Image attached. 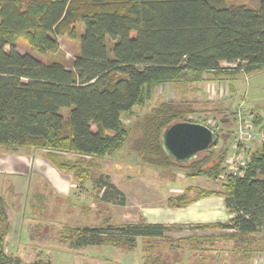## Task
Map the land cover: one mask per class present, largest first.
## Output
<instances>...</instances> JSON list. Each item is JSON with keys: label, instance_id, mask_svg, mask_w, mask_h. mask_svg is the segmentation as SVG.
I'll list each match as a JSON object with an SVG mask.
<instances>
[{"label": "trees", "instance_id": "obj_1", "mask_svg": "<svg viewBox=\"0 0 264 264\" xmlns=\"http://www.w3.org/2000/svg\"><path fill=\"white\" fill-rule=\"evenodd\" d=\"M58 36L78 41L70 68L47 60L59 49ZM19 40L38 57L16 51ZM240 68L247 74L264 68V0L257 8L219 6L214 0H0V146L44 150L50 163L71 173L81 188L92 179L91 160L121 152L135 129L142 162L187 168L188 177L225 174L219 192L196 188L193 197L168 199L184 206L211 194L223 196L232 214L229 221L198 227L264 233V141L246 149L248 163L241 176L225 172L228 145L211 161L179 165L161 151L160 133L194 113L193 103L182 96L162 99L144 115L133 110L151 103L162 83L183 87L200 81L203 73L222 79ZM125 114L134 118L129 127L122 122ZM251 114L254 126L264 130V118ZM218 130L217 142L207 151L221 138ZM93 181L105 188L104 200L123 204V194L112 183ZM1 198L0 264H50L22 261L6 252L12 227ZM167 228L140 220L66 230L75 234V247L131 250L137 238H161Z\"/></svg>", "mask_w": 264, "mask_h": 264}, {"label": "rangeland", "instance_id": "obj_2", "mask_svg": "<svg viewBox=\"0 0 264 264\" xmlns=\"http://www.w3.org/2000/svg\"><path fill=\"white\" fill-rule=\"evenodd\" d=\"M214 3L226 7L256 8L259 0H214ZM56 39L59 49L56 53L48 54L47 60H58L70 68L78 52V41L66 36H58ZM6 50L9 48L7 47ZM15 50L21 54L30 53L38 57V54L32 51L23 40H19L15 44ZM228 80L225 88H228L227 84H230L228 82L231 80ZM205 85L201 86L199 92L194 91L193 93L190 88L195 86L184 84L177 90V93L175 92L176 99L180 100L183 91L188 90L189 87L187 95L188 99L192 100L194 113L218 122L221 138L214 148L198 154L196 159L204 161L203 163L207 159L211 161L226 145L229 146L228 150L230 151L235 128L233 108L237 104L244 102L246 109L254 111L264 118V68L248 73L247 82L244 81V76L239 74L238 92L235 98H233L235 91L230 92L228 96L225 95L224 98L215 94L219 91L223 92L224 83L220 90ZM160 91L159 86L152 96L151 103H147L143 108L135 106L134 113L136 115L149 113L150 105L165 99L163 98L164 92L161 94ZM168 95H172L170 87ZM218 101H221V106L217 103ZM67 111L64 109L63 114L66 115ZM123 118L125 125H128L127 119L129 118L127 116H123ZM137 133L135 129H130L127 140L128 147L124 148L126 150L119 154L92 159V179L85 182L82 189L78 187L77 181L70 176L71 173L65 172V177H57L56 173L48 171L52 168L58 171L48 160L51 169L43 167L40 172H20L21 175L25 173L27 181L21 177L14 179V186L18 192L15 191L12 184L14 175H7L9 177L8 185L5 183V176L0 175V197H3L1 199L5 204L12 227L4 246L6 252L9 255L20 257L22 261L33 263L40 260L48 261L50 264H139L138 255L144 264H198L205 260L214 261L213 259L216 257L222 258L221 264L231 262L235 256L230 252L231 243L239 241L237 237L235 238V232L232 229L218 227L202 228L198 227L199 224L191 225L193 223L169 224L161 238L139 237L136 240L135 248L127 252H122V248L112 246H74L75 234L70 235L69 229L93 228L109 223L117 225L138 222L143 218L144 211L150 209L152 203L155 204L158 200L165 202L175 195H184L189 191L188 187L192 185L220 190L225 174L217 179L206 176L186 177L185 174L189 171L187 168H178L173 165L156 168L152 165L147 166L150 163L143 164V160L137 155L138 150H136V146L141 144ZM2 149L12 150L15 148L0 146V153ZM17 149L26 150L24 148ZM11 161L9 160L7 163L11 165ZM3 170L1 168L0 173ZM100 178L104 182L112 183L121 191L124 196L123 204H119L118 199L106 201L102 198L105 188L95 185L93 181V179ZM192 194L194 192H191ZM32 203L33 206H30ZM69 235L71 239L63 242V237ZM143 247H145V251H143Z\"/></svg>", "mask_w": 264, "mask_h": 264}, {"label": "crops", "instance_id": "obj_3", "mask_svg": "<svg viewBox=\"0 0 264 264\" xmlns=\"http://www.w3.org/2000/svg\"><path fill=\"white\" fill-rule=\"evenodd\" d=\"M239 74L240 73L237 72L235 75H233L231 77H225L224 79H214L213 76L210 75L209 73H203L200 81L192 82V83H188V84L189 85L193 84V86H195V87L190 88V91H192L194 93V91L199 92L201 86L204 84H206L205 86H207V87L213 86L214 88L220 90V87L224 83V90L223 91H224L225 95L228 96L230 92L235 91V94L233 96V98H235V96L237 95V92H238L237 91V89H238L237 80H238ZM227 80L228 81L231 80V81L228 82L230 84H227L228 88H225ZM232 81L235 83H233ZM159 86L161 89V91H160L161 94L164 92L163 98H165V99L176 98L175 92L177 93V90L179 88H181L180 85L174 84V83H162ZM169 87L171 89V94H172L170 96L168 95V88ZM187 89L188 90L185 89L183 91L184 92L183 96L186 98H188L187 93L189 92V87ZM155 92H156V90H155ZM190 101H192V100H190ZM217 103L219 105L220 104L222 105L221 101H218ZM123 116H127L129 118L127 120L129 121L130 125L126 124V126L127 127L131 126L132 121H133V119H132L133 117L131 115H126V114L122 115V122L124 125H125V123L123 121V119H124ZM125 144H126L125 147L126 146L128 147L127 142ZM125 147H123L121 151L126 150V149H124ZM119 153H116V154H119ZM1 158H4V159H1ZM95 158H101V157H95ZM87 159H91V158H87ZM9 160H12L11 165H9L7 163ZM47 160L48 159L46 158L45 151L41 150V149H36V150H33V149H26V150H23V149H12V150L2 149V152L0 153V169L2 168L4 170L0 173V175L5 176L6 185H8L7 184V180L9 178L8 176L14 175V177L12 178V184H13V187L15 189V186H14V184H15L14 179L15 178L21 177L23 180L25 179L27 181V177H26L25 173L21 175L20 172H22V173L24 171H27V172H29V171H32V172L36 171L37 172L38 171V172H40L43 167H45L47 169H51ZM143 164H144V162H143ZM147 166H150V165H147ZM48 171L56 173L55 175L57 177H65L66 176L64 172H61L59 170L55 171L53 168L51 170H48ZM70 176H72V175H70ZM45 177L48 178L47 176H45ZM186 177H188V176H186ZM191 177H195V176H191ZM173 179L171 180V182L173 181ZM6 185H4V186H6ZM196 188H202V189H205L208 191H214V192L221 191V186H220V190H216L214 188H208V187H204V186H200V185H192V186L188 187L189 191L187 193H185L184 195H189L190 197H193L195 195L194 190ZM15 191H16V189H15ZM16 192H18V191H16ZM191 192H194V194L191 195ZM176 196H180V195H175L173 197H176ZM231 217H232V214L228 211L227 207L225 206L223 196L218 195V194H211V195L196 199V200H194V201H192V202H190L184 206H173L172 204L169 203L168 200L165 202H163V200H158V202H156L155 204L152 203L150 205L149 210L144 211L143 218H141L140 220H143L144 222H148V223H161L164 225L185 224V223H190V224L193 223L191 225H195V224L225 223V222H228ZM233 231L235 232L234 233L235 238L237 237V240L239 239V241L238 242L235 241V242L231 243L232 246H231L230 252L232 254H235V256L232 258L231 262H229L228 264H264V233H263V231L261 229H258L255 232L245 233V234H240L235 230H233ZM136 240H138V238ZM127 251H130V250H123L122 249V252H127ZM140 252H142L141 249H140ZM138 258H139V264H142L143 262H141L140 255H138ZM213 260L214 261H212V260L206 261L205 260L202 263L200 261V263L201 264H221L222 258L216 257V259H213ZM184 262H186L185 259H184ZM200 263H198V264H200ZM224 264H226V263H224Z\"/></svg>", "mask_w": 264, "mask_h": 264}, {"label": "built area", "instance_id": "obj_4", "mask_svg": "<svg viewBox=\"0 0 264 264\" xmlns=\"http://www.w3.org/2000/svg\"><path fill=\"white\" fill-rule=\"evenodd\" d=\"M226 67H235V64H225ZM244 76V81H248V74L243 68L238 70ZM218 97L224 98V91H219ZM200 114L191 113L186 117V121L202 123L213 131L218 129V122L202 116ZM233 119L235 123L233 142L230 145V151L228 150L225 160V172L231 176H241L243 170L248 163V157L246 155V149L253 144H260L264 141V130L254 126L252 123L251 111L244 107V102L237 104L233 108Z\"/></svg>", "mask_w": 264, "mask_h": 264}, {"label": "water", "instance_id": "obj_5", "mask_svg": "<svg viewBox=\"0 0 264 264\" xmlns=\"http://www.w3.org/2000/svg\"><path fill=\"white\" fill-rule=\"evenodd\" d=\"M160 149L179 165L187 164L217 142V135L208 126L190 121H175L160 133Z\"/></svg>", "mask_w": 264, "mask_h": 264}]
</instances>
